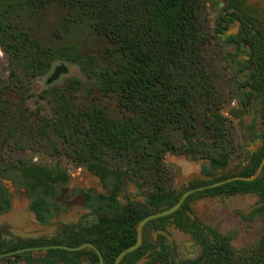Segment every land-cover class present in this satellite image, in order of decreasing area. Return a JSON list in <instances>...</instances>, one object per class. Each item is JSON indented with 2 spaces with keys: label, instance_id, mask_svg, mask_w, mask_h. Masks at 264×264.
<instances>
[{
  "label": "trees",
  "instance_id": "trees-1",
  "mask_svg": "<svg viewBox=\"0 0 264 264\" xmlns=\"http://www.w3.org/2000/svg\"><path fill=\"white\" fill-rule=\"evenodd\" d=\"M210 0H0V47L7 55L8 74L0 69V177L25 187L29 208L43 224L59 210L62 188L70 176L33 160H7L8 152H42L65 157L99 178L103 192L82 190L91 223L66 225L56 238L11 239L0 225V253L28 246L93 242L104 264H113L119 252L134 244L144 216L174 205L181 194L231 175H251L264 156V132L250 163L238 172L218 175L241 150L238 129L224 108L234 100L246 111L255 103L264 118V20L248 0H222L214 25ZM240 29L227 42L244 50L239 54L206 48L224 34L231 22ZM106 38L101 55L83 50L88 33ZM81 39V40H80ZM57 60L77 63L92 79L88 95H78L81 81L68 86L49 85L38 98L48 102L34 108L33 81L47 75ZM55 81V80H54ZM53 81V82H54ZM95 91V94L93 92ZM114 101V106L111 102ZM235 109H229L234 113ZM168 152L206 160L201 172L209 179L191 182L180 191L175 168L165 161ZM143 201L119 198L128 185ZM254 194L258 204L248 217H264V167L253 180H232L190 193L174 212L149 220L143 243L119 264H136L149 254L147 264H264V232L256 243L236 250L228 237L187 212L190 200L214 196ZM8 187L0 181V214L12 208ZM187 231L200 251L176 258V246L151 229L166 223ZM20 251L0 259L28 264H99L94 248L68 250L49 247Z\"/></svg>",
  "mask_w": 264,
  "mask_h": 264
},
{
  "label": "rangeland",
  "instance_id": "rangeland-1",
  "mask_svg": "<svg viewBox=\"0 0 264 264\" xmlns=\"http://www.w3.org/2000/svg\"><path fill=\"white\" fill-rule=\"evenodd\" d=\"M248 2L252 6L255 14L261 20H264V0H248ZM222 3V0H210L209 2L208 10L212 25L215 24L217 16L221 12ZM239 29L238 21L231 22L224 34L217 37L206 48V53L208 55H215L218 52H237L241 59H248L249 56L246 51H238L234 44L226 41L228 35L238 33ZM80 45L84 51L101 55L107 45V41L102 35L96 32H89L88 36H83ZM7 64V55L0 47V69L4 75L8 74ZM61 64L66 65L67 71L61 73L59 78L54 82L48 83L47 79L53 73L55 67L47 75L37 77L33 81L32 86L36 94L29 99L31 107L34 108L37 104H41L43 110L46 113H50L51 110L48 102L38 98L37 94L49 85L68 86L69 81L73 78L81 81V87L77 91L78 95L91 96L87 93L88 89L92 87L94 79L88 77L77 63L67 60H57L54 66ZM93 94H95V91ZM111 105L114 106V101L111 102ZM241 107L237 100H234L224 108V112L229 114L236 123L242 148L231 158L225 169L218 170V175L240 171L243 166L250 163L249 152L256 151L260 144L259 135L264 132V118L259 111L260 105L255 103L252 108L246 111H240L239 109ZM231 108L235 109L232 114L229 113V109ZM5 156L11 162H17L23 158L36 161L51 168H55L58 165L70 176L66 183L59 184L62 188L60 202L64 209L59 210L49 224L40 223L30 210V199L27 196L25 187H20V185H17L13 181L0 177V181L8 187L13 200L12 208L0 214V225L5 231V237L11 239L56 238L68 224L75 223L79 220L83 223H91L94 220V216L89 213V208L83 203L84 196L81 191L87 189L103 192L104 189L99 178L87 168L77 166L65 157L53 158L45 153L30 150L8 152ZM165 161L175 168V186L180 191L189 187L193 181L210 178L201 172V165L206 162L204 159L169 152L166 154ZM127 190L123 191L119 197L122 202L126 201L125 195L139 201L144 200V196L138 193L134 185L129 184ZM257 204L258 197L254 194L214 195L190 200V208L187 212L192 218H198L204 223L217 227L224 236L229 238L232 246L236 250H240L256 243L264 232L263 216L248 217L253 207ZM165 226V230L171 234V239L168 238L170 243L176 246L177 259L190 258L198 254L200 246L194 242L187 231L179 228L175 224L173 218ZM156 230L157 228L149 231L152 240H156L158 237V234L156 235L155 233ZM40 250L44 249H34V255H40L42 253L38 252ZM149 259L150 255L146 254L136 264H147ZM0 264L28 263L24 260L9 262L0 259Z\"/></svg>",
  "mask_w": 264,
  "mask_h": 264
},
{
  "label": "water",
  "instance_id": "water-1",
  "mask_svg": "<svg viewBox=\"0 0 264 264\" xmlns=\"http://www.w3.org/2000/svg\"><path fill=\"white\" fill-rule=\"evenodd\" d=\"M66 71H67V67H66L65 64H61V65L55 66L54 71L48 77L47 82L48 83H52L54 80L59 78L61 73H65ZM170 153H172V152H170ZM263 167H264V156H263L261 162L259 163L258 167L256 168V170H255V172L253 174H251V175H240V174L231 175V176H229V177H227L225 179H222V180H219V181H216V182L208 183L206 185L198 186L196 188H190V189L184 191L181 194L179 200L174 205H172L171 207H168V208L163 209L161 211L150 213V214L144 216L143 218L140 219V221L138 222V225H137L136 242L134 244L122 249L119 252V254L116 256L113 264H119L120 261L123 259V257L126 254H128L129 252H131V251H133V250H135V249H137L138 247L141 246V244L143 243L144 226L149 220L157 218V217H161V216H164V215H168V214L174 212L175 210H177L178 208L181 207L182 203L184 202V200L186 199V197L190 193H192V192H194L196 190H199V189L206 188V187L217 186V185H220V184H223L225 182L232 181V180H239V179L240 180H253V179L257 178L261 174V172L263 170ZM155 233H156V235L158 233H163L169 239H171V234L165 229H158V230H156ZM49 247H58V248H63V249H68V250H79V249H82V248L91 247V248H94L97 251L98 255H99V264H104L103 253L101 252V250H99L96 247V245L93 242H83L80 245L49 244V245H40V246H28V247L19 248V249L12 250V251L2 252V253H0V258L3 257V256H6V255L15 254V253L20 252V251H27V250H34V249L35 250H39V249H46V248H49Z\"/></svg>",
  "mask_w": 264,
  "mask_h": 264
},
{
  "label": "flooded vegetation",
  "instance_id": "flooded-vegetation-1",
  "mask_svg": "<svg viewBox=\"0 0 264 264\" xmlns=\"http://www.w3.org/2000/svg\"><path fill=\"white\" fill-rule=\"evenodd\" d=\"M240 25H241V24L239 23V27H240ZM253 152H254V151H253ZM250 153H252V151H250ZM157 230H158V229H157ZM158 234H159V233H158Z\"/></svg>",
  "mask_w": 264,
  "mask_h": 264
}]
</instances>
